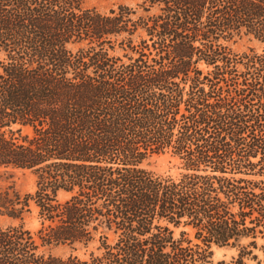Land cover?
<instances>
[{"label":"trees","instance_id":"obj_1","mask_svg":"<svg viewBox=\"0 0 264 264\" xmlns=\"http://www.w3.org/2000/svg\"><path fill=\"white\" fill-rule=\"evenodd\" d=\"M87 1L0 0V264H264V0Z\"/></svg>","mask_w":264,"mask_h":264},{"label":"rangeland","instance_id":"obj_2","mask_svg":"<svg viewBox=\"0 0 264 264\" xmlns=\"http://www.w3.org/2000/svg\"><path fill=\"white\" fill-rule=\"evenodd\" d=\"M127 4L132 5V2L128 0L121 1H94L89 0L86 2V6L96 8L98 11L106 13L109 9L115 8L116 4ZM232 50L237 53L245 52L248 48L256 47L257 44L250 39L243 37L240 40H236L233 44L230 45ZM146 169L159 174V175H169L176 177L179 173L177 169L178 165L174 160L169 159L168 156H156L147 161L143 165ZM9 190L10 193L18 192L20 195H25L27 193H32L35 190V177L29 171L21 170H0V193ZM65 196L60 193L59 199H63ZM18 224L17 221H14L6 216L0 215V226H14ZM23 225L26 229L30 230L32 233H36L39 229V220L37 218L36 208L31 207V213L26 214L23 220ZM178 231H176V234ZM40 252L46 254H52L54 256L66 257L70 250L67 247H51V248H42ZM82 256V252L79 253ZM235 256V251L229 249H213V255L209 262L205 264H216L219 261L230 262L232 257Z\"/></svg>","mask_w":264,"mask_h":264}]
</instances>
